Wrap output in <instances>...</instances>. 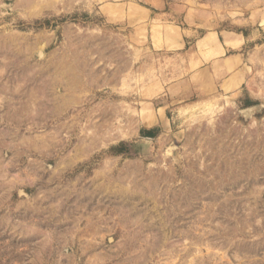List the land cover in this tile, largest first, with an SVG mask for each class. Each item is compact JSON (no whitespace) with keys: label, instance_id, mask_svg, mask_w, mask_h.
<instances>
[{"label":"rangeland","instance_id":"1","mask_svg":"<svg viewBox=\"0 0 264 264\" xmlns=\"http://www.w3.org/2000/svg\"><path fill=\"white\" fill-rule=\"evenodd\" d=\"M0 264H264V0H0Z\"/></svg>","mask_w":264,"mask_h":264},{"label":"trees","instance_id":"2","mask_svg":"<svg viewBox=\"0 0 264 264\" xmlns=\"http://www.w3.org/2000/svg\"><path fill=\"white\" fill-rule=\"evenodd\" d=\"M145 135L146 136H150V137H154L156 135L155 130H145ZM111 150H113L114 153H123V152H127L129 150L128 144L125 141L120 142L117 145L112 146Z\"/></svg>","mask_w":264,"mask_h":264}]
</instances>
